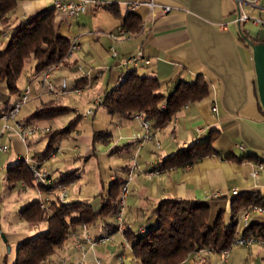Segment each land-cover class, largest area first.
Here are the masks:
<instances>
[{"label": "crops", "instance_id": "0c3cea01", "mask_svg": "<svg viewBox=\"0 0 264 264\" xmlns=\"http://www.w3.org/2000/svg\"><path fill=\"white\" fill-rule=\"evenodd\" d=\"M56 1L16 0V8L0 16V50L9 43L4 32L10 35V29L21 20L54 8ZM86 1L85 9L75 16L54 12L57 33L70 42L76 41L81 49L52 70L56 84L65 80L69 88L78 86L83 92L75 95L69 92L56 98L42 94L41 79L34 78L39 72L30 60L26 67L29 71L22 84L18 81V86L20 94L32 77L33 96L30 107L17 119L48 126L49 134L31 135L25 142L13 131L3 129L0 119V143L9 146L7 151L0 150L1 164L7 169L4 192L10 194L20 184L24 197L13 208L0 210V240L3 234L4 242L16 247L46 230V223H28L21 218L20 211L33 201H56L59 190L38 195L33 185L23 181L9 188L8 168L21 160L38 158L35 155L50 145V135L68 127L76 116L78 120L72 130L54 138L52 149L59 151L44 157L43 167L49 171L53 183L64 180L68 185L64 202L88 203L98 212L111 183L127 181L132 162L137 160L139 166L128 181L123 217L130 236L117 230L115 215L99 219L87 226L88 235L92 238L110 235L111 240L91 246L82 233L84 251L77 250L73 241L67 239L43 264H59L60 258H66L69 264H136L131 237L156 225L154 209L163 200H201L210 206L211 225L223 213L230 226L234 199L253 192L264 197V167L257 176L251 175L260 163L264 164V108L257 92L252 47L243 36L264 41V28L251 21L236 20L240 11L264 18V0L257 7L250 4L252 0ZM111 6L117 12L110 10ZM164 6H169L170 11L164 12ZM128 15L139 18V30L128 29L126 35L114 41L108 34L119 26L127 28ZM4 18H8L9 27L3 23ZM111 46L118 50L117 58L110 54ZM138 51L143 52L146 61L140 62L135 70L143 76L157 77L161 83L159 93L168 96L178 82H194L198 75L209 85L205 98L187 102L165 126L153 129L151 141L142 140L141 124L134 116L114 117L103 106L95 108L94 114H87L96 97L104 99L106 93L118 86L124 73L122 62ZM19 94H10L8 87L0 84L1 109L8 107ZM71 98L74 103H70ZM49 101L70 111L53 118L31 119ZM105 131L109 134L94 140L95 133ZM211 135H214L213 152L193 164L158 169L165 158L183 147L205 142ZM46 137L47 146L41 151L38 145ZM155 140L159 141V147ZM251 224L264 225V212H252L246 219H239L236 232L243 234ZM262 239L263 242L249 247L233 246L225 255L221 251H197L182 264H264Z\"/></svg>", "mask_w": 264, "mask_h": 264}, {"label": "trees", "instance_id": "16d2710c", "mask_svg": "<svg viewBox=\"0 0 264 264\" xmlns=\"http://www.w3.org/2000/svg\"><path fill=\"white\" fill-rule=\"evenodd\" d=\"M16 0H0V16H5L16 8ZM110 10L117 12L114 7ZM55 9L49 8L38 14L21 20L10 29L9 43L0 50V84L8 87L10 94H19V78L28 61L35 62L36 72L63 61L70 47V40L60 36L54 27ZM8 18L3 23L9 27ZM125 24L132 32L139 30V18L128 15ZM249 43L260 40L250 39L243 34ZM161 83L157 77L140 75L137 70L128 71L125 78L116 88L106 93L103 108L111 116L128 118L138 111L145 114L153 129L165 126L171 118L189 101H199L209 94V85L202 75L194 82L180 81L170 95L159 93ZM166 105L163 108L162 103ZM10 106V105H9ZM4 107L1 111L7 110ZM70 111L69 108L55 105L49 101L38 109L31 119L53 118ZM78 119L60 132L50 135V145L35 156L42 159L49 156L52 142L58 135L72 130ZM213 132V131H211ZM49 134V133H47ZM108 132L95 133L98 141ZM214 135L205 142H196L181 148L176 154L165 158L158 169L186 166L195 163L199 158L214 151ZM23 181L34 186L33 175L26 160H21L8 168L7 185L13 188ZM53 183L45 190H54L58 184ZM123 181H113L108 193L103 198L100 211L93 210L90 204L81 201L64 202L57 197L49 209H44L40 201H33L20 211V216L28 223H46L42 233L21 241L17 246L12 264H43L55 249L67 239L70 230H79L81 225L95 224L99 219L116 215ZM264 206V197L253 192L233 200L232 224L228 226L220 213L216 222L210 224V206L201 200L165 199L155 209L156 225L138 235H133L132 252L136 264H182L183 261L199 249L206 248L221 251L229 247L235 237L237 215L239 210L252 206ZM130 236L129 231H125ZM243 235H255L264 238V225L251 224L244 229ZM5 264H7L5 262Z\"/></svg>", "mask_w": 264, "mask_h": 264}, {"label": "built area", "instance_id": "2783aa9c", "mask_svg": "<svg viewBox=\"0 0 264 264\" xmlns=\"http://www.w3.org/2000/svg\"><path fill=\"white\" fill-rule=\"evenodd\" d=\"M241 0H239L240 2ZM86 0L80 1V2H62V1H56L54 9L57 11H61L66 13V15L72 17L80 12H82L86 5H87ZM250 4L253 6L257 7L260 5V0H252L250 1ZM164 12L170 11L169 6H164L163 7ZM239 22H245V21H251L254 25L264 28V18L261 17H255L251 16L243 11H240L238 14V17L236 19ZM128 29L124 26H119L116 31L109 33V37H111L114 41H117L120 39L122 36L126 35L128 33ZM4 35L7 37L9 36L7 32H4ZM81 49V45L77 43L76 41H72L70 43V47L67 51V54L65 56V59L73 55L76 51H79ZM110 54L117 58L119 56V52L116 49L115 46L110 47ZM145 56L143 55L142 51H138L135 55H132L128 58H126L122 62V66L124 68V73L120 77L119 83L122 82L125 78V75L128 71L134 70L137 68L142 61L145 60ZM62 62L52 65L45 70H43L40 73H37L34 75L35 77H38L41 79V84H40V92L44 95L50 96L51 98H56L60 95H65L69 92H73L76 94H80L83 92V89L81 87H74V88H69L66 81L62 80L59 82V84H56L55 80L52 78V70L56 67H58ZM32 77L28 79V84L27 86L23 89V91L14 99V101L10 104L9 108L7 110L1 111L0 107V119L3 121V129H6L8 131H13L22 141H27L31 135H45L50 132V127L48 126H43L40 125L36 122H20L17 118L19 115V112L23 105L30 100V98L33 96V89L31 86L32 82ZM103 98L101 97H96L94 100V106L89 108L87 110V114H94L95 113V108L102 106L103 104ZM166 105L165 101L162 103V107L164 108ZM134 117L139 120L141 124V128L143 131V134L141 136L143 141H151L154 139V131L153 128L151 127L150 122L146 119L145 114L142 111H138L134 114ZM13 123V124H11ZM202 129L199 128L198 132H201ZM156 141V145L159 147L160 143L158 140ZM9 149V146L7 144H1L0 143V150L1 151H7ZM59 151V148H53L49 152V156H54L57 152ZM26 162L29 166V169L32 172L33 175V182H34V189L38 195L43 194L46 190V188L51 187L53 185V182L51 180L50 173L47 169L43 167V163L39 160L36 159H31L27 158ZM138 162L137 160H133L129 175H128V180L123 181V185L121 187V193H120V199H119V209L116 213V227L117 230L121 232L126 231V225L124 223L123 217L126 211V197L129 192V187H128V181L132 179V177L135 175V169L138 168ZM264 167L263 163H260L257 167V169H254L251 172L252 176H257L259 173V169ZM157 172V171H156ZM59 194L58 198L59 200L65 201L68 196V185L64 183L58 184ZM234 188L233 190H235ZM51 202L49 200H40V205L44 209H49ZM252 212L256 213H263L264 212V206H252L249 208H245L241 215L237 217V221L239 219H246ZM87 225H81L79 230H70L67 233L68 239H71L73 241V244L75 248L79 251H84L85 249V243L81 240V234L83 233L84 238L86 241L91 245L94 246L97 243H103L107 242L112 239L110 235L99 237V238H92L91 236L88 235L87 233ZM263 242V239L259 236L255 235H243L238 232L235 233V237L231 243V245L223 250H221L222 254L225 255L229 251V249L233 246H240V247H249L255 243H261ZM210 251L213 252L214 250L212 249H206L202 248L199 249V251ZM59 264H69L68 260L66 258H60Z\"/></svg>", "mask_w": 264, "mask_h": 264}, {"label": "rangeland", "instance_id": "374dc122", "mask_svg": "<svg viewBox=\"0 0 264 264\" xmlns=\"http://www.w3.org/2000/svg\"><path fill=\"white\" fill-rule=\"evenodd\" d=\"M28 71L29 70H27L26 68L23 71V73H22V75H21V77L19 79V83L20 84L23 83V81H24L23 79H24V77H25V75H26V73ZM72 94L75 95L74 93H72ZM27 102L28 103L21 108V110H20L21 113L18 116H21L30 107L31 102H29V101H27ZM70 103H74V99L72 100V98H71ZM74 119H76V116L73 117V120ZM47 142H48V138L47 137L43 138L41 140V142L38 145V147L40 148L41 151H43L46 148ZM36 160H39V161H41L43 163V158L42 159L36 158ZM6 172H7V169H6L5 166H3L1 164V160H0V195L3 198V201L0 203V210L3 209V208L5 209L8 206H12L11 208H13L17 204V202H19L18 200H20L21 198L24 199V197L22 195L23 192H22V188H21L20 184H17L12 189L10 194H6L4 192V190H5L4 189V182H5L4 178L6 176ZM86 173H88V172H86ZM89 174H91V173H89ZM12 246H13L12 243H10V242L9 243H5L4 242V238L1 237V240H0V264H5V262L7 264H11L12 261H14L15 256H16L17 246L16 247H12ZM8 248H10V251L8 250Z\"/></svg>", "mask_w": 264, "mask_h": 264}, {"label": "water", "instance_id": "95a60500", "mask_svg": "<svg viewBox=\"0 0 264 264\" xmlns=\"http://www.w3.org/2000/svg\"><path fill=\"white\" fill-rule=\"evenodd\" d=\"M256 73L257 92L261 106L264 108V41L250 43ZM1 236L6 241L3 234ZM10 251V248H8Z\"/></svg>", "mask_w": 264, "mask_h": 264}]
</instances>
